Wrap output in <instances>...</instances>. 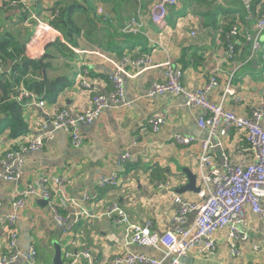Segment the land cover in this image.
<instances>
[{
	"label": "crops",
	"instance_id": "obj_1",
	"mask_svg": "<svg viewBox=\"0 0 264 264\" xmlns=\"http://www.w3.org/2000/svg\"><path fill=\"white\" fill-rule=\"evenodd\" d=\"M9 1L12 0H0L3 19L0 18V29H7L20 42H25L27 58L39 60L46 57L50 68L42 73V77L49 80L67 77L69 85L52 103L26 91L22 85L18 87V93L22 87L36 98H23L26 131L16 138L9 137V130L0 135V158L4 150L17 149L39 136L41 124L48 123L57 111L65 108L73 113L82 112L90 106L94 95H106L111 91L109 78L113 66L95 57L93 51L100 50L110 55L118 65L124 58L132 63L143 56L149 58L146 65L125 66L130 77H123L124 103L109 106L94 123L80 127L83 137L80 147L72 145L70 135L57 131L52 139L45 140L40 151L25 153V164L18 181L0 179V216L9 210L11 193L22 191L40 176L69 181L65 186L66 192L79 203L78 207L64 208L60 206V200H55L60 215L68 217V225L63 229L56 225L53 213L39 202L40 199L28 200L16 224L17 244L22 255L13 264H28L25 254L30 247L36 250L34 264H52L55 242L61 247L65 264L70 263L68 253L81 254L84 250H89L97 263L110 261L127 252H139L156 260L168 261L170 257H165L160 247L131 244L126 225L115 224L105 213L112 204H116L128 215L130 223L142 225L150 222L152 231H167L172 228V218L177 209L172 201L173 194L191 202H201L199 192L179 193L178 190L188 182L184 169L196 175V186L200 188L202 141L208 140L212 145L209 153L211 164L218 169L224 165V157L231 165L253 162L254 154L246 134L232 129L227 135H221L219 130L210 135L208 129L199 126L204 115L201 108L187 107L182 96H149V90L154 83L164 81L162 66L169 61L182 70L181 84L186 90H202L210 78L215 77L218 85L207 93L210 102L222 103L225 109L242 116H249L252 110L262 108L261 126L264 128V58L261 52L252 50L246 37L247 34H255V15L254 18L248 17L241 0H213L212 3L178 0V6L167 9L165 24L156 25L149 16L154 0L140 3L137 0H91L95 12L97 6L103 9L108 20L103 23L110 24L109 33L100 35L94 43L77 38V47L74 48L60 33L62 45L72 51V56L57 52L54 45H59L60 41H53L55 38L41 44L39 53L33 54L35 22L39 19L49 24L51 7L55 6L56 0L34 3L24 0L29 6L28 17L23 19L17 6H10ZM74 2L79 3L80 0ZM182 9L185 13L179 15ZM259 10L257 7L258 13ZM169 11L176 14L175 20L168 19ZM134 15L142 19L141 32L123 34L122 27ZM235 23L241 32L235 38L234 56L226 59L223 33ZM13 30H18L19 34ZM80 34L82 36L83 30ZM260 39L264 49V31ZM110 42L113 45L105 49ZM81 71L86 72L90 81L88 90L76 80ZM226 87L231 94H224ZM22 100L19 101L22 103ZM40 100L44 102L43 107L36 104ZM159 116L165 117V122L157 132H153L150 120ZM176 135L193 137L195 142L177 144ZM123 153L130 154L132 159L121 162L119 158ZM113 175L117 180L115 186H99L101 178ZM84 193L89 197L87 201L82 200ZM76 215L78 217L74 220ZM194 217L195 213L187 216L186 226L193 223ZM239 229L246 239L236 241L237 256L231 253L228 230L224 228L214 234V251L206 252L202 244L196 245L180 259L181 264H264V252L254 250L264 242V222L245 207L243 225ZM75 264H85V261L78 256Z\"/></svg>",
	"mask_w": 264,
	"mask_h": 264
},
{
	"label": "built area",
	"instance_id": "obj_2",
	"mask_svg": "<svg viewBox=\"0 0 264 264\" xmlns=\"http://www.w3.org/2000/svg\"><path fill=\"white\" fill-rule=\"evenodd\" d=\"M138 3L147 0H137ZM37 0H32V3ZM246 11L250 10L252 0H242ZM178 0H154L149 16L156 25L165 24L164 18L166 11L170 7L178 6ZM10 6L21 5L28 9L24 0L9 1ZM96 13L106 19L104 11L100 6L96 7ZM58 12L50 13V19L57 16ZM142 19L134 15L129 18L127 24L122 27L121 32L125 35H135L141 32ZM255 34H247V40L252 45L254 52H261L264 58V49L261 48V35L264 31V14L259 17L254 26ZM240 29L238 26H232L225 34V58L231 59L235 54V38ZM33 54H38L40 45L55 40L64 43L60 32L54 29L50 24L37 19L34 25ZM95 57L113 66V72L109 78L111 91L106 94H96L92 97L90 106L82 112L73 113L68 109L57 111L48 123L40 126V135L30 139L17 149L4 150L0 158V179L8 182H16L22 176V169L25 164L24 155L27 152L40 151L46 139H52L57 131H63L70 135L71 143L74 147H80L83 142L79 129L94 123L100 118L103 111L109 106H118L124 103V82L123 77H130L124 69L126 65H146L149 62L147 56L140 57L135 62H128L126 58L121 63L116 64L110 55L100 50L92 52ZM164 81L154 83L149 96L170 94L173 96H182L184 103L190 108H201L204 112L199 121V126L208 129L210 135L220 131L221 135H227L230 130L244 131L250 150L254 154V160L247 165H231L224 157V165L218 169L211 164L210 145L208 140L200 143L199 169H200V203L186 200L181 195L173 194L172 201L177 209L172 218V228L157 233L152 231L151 223L145 222L142 225L130 223L128 215L116 204H112L105 215L111 218L115 224L126 225V230L130 232V243L140 247H160L165 253V257H170L166 262L156 260L143 253L127 252L115 256L110 261L102 263L95 262L89 250H84L81 254L68 253L69 264H75L77 257L80 256L85 264H181L180 259L186 253L202 244V249L206 252H212L215 249L214 234L221 229L228 230L227 238L232 255L237 256L239 251L236 247V241L245 240L246 236L242 234L239 227L243 225V211L249 207L251 211L258 215L264 222V128L261 126L263 109H254L249 116L238 115L223 107L222 103H212L207 98V93L213 87L218 85L215 77H211L208 84L196 92L186 90L182 86L183 72L179 67H174L169 61L163 64ZM2 71L0 70V73ZM76 80L84 89H90V81L86 72L81 71L76 75ZM19 97H30L34 100L36 96L26 92L22 87L19 88ZM224 94H231L229 87L225 88ZM44 106L43 101L36 103ZM165 122V117L159 116L150 120L153 132H157L160 126ZM175 141L180 145H188L195 142L193 137L176 135ZM133 144H136L134 142ZM132 156L123 153L119 160L121 162L129 161ZM69 181L60 178L48 179L40 176L29 182L22 191H14L10 196L9 210L0 216V264H13L22 255L17 241L18 230L16 224L20 218L21 211L30 199H40L46 201V206L54 215V221L60 228L65 229L68 225V217H63L59 213V208L55 200H60L62 207H78L79 203L70 197L66 192V185ZM100 187L115 186L116 177L110 176L99 180ZM88 195L84 193L82 200L87 201ZM195 213L193 223L186 226L187 216ZM78 217L75 216L74 220ZM256 251L264 252V242L254 247ZM36 250L30 247L25 254L28 264H34Z\"/></svg>",
	"mask_w": 264,
	"mask_h": 264
},
{
	"label": "trees",
	"instance_id": "obj_3",
	"mask_svg": "<svg viewBox=\"0 0 264 264\" xmlns=\"http://www.w3.org/2000/svg\"><path fill=\"white\" fill-rule=\"evenodd\" d=\"M74 1L56 0L55 6L51 7V13L54 14V11H57L58 14L49 21V24L62 34L70 46L77 47V38L94 43L100 35L110 32V24L103 23L108 20H103L102 15L96 14L91 0H80L79 3ZM204 1L213 2V0ZM257 7L258 9L260 7L259 13L256 11ZM251 9L256 19L261 17L264 14L263 0H253ZM17 10L21 19L28 17V11L25 8L19 5ZM81 30H83L82 36ZM228 31L229 29L223 33L224 36ZM57 44L59 45L54 47L60 55L72 56L70 49L64 47L61 42ZM112 45V42L108 43L105 49H109ZM100 46L103 45L100 44ZM24 48L25 42H20V39L15 38L10 32L5 31L0 34V70L2 71L0 73V135L4 130H9L10 138H16L26 131L22 107L25 102L23 98L26 97H20V101L23 99L22 103L16 100L20 95L18 93L20 85L26 91L47 99L50 103L54 102L56 96L69 85L67 77H58L53 80L42 77V73H46L50 68L46 57L39 60L29 59L24 54Z\"/></svg>",
	"mask_w": 264,
	"mask_h": 264
},
{
	"label": "water",
	"instance_id": "obj_4",
	"mask_svg": "<svg viewBox=\"0 0 264 264\" xmlns=\"http://www.w3.org/2000/svg\"><path fill=\"white\" fill-rule=\"evenodd\" d=\"M183 171L186 175L188 182L186 185L180 187L178 192L179 193H183L187 191L194 192V193L200 192V188L196 186V182H197L196 175L191 173L189 169H184ZM39 202L42 203V205L44 206L46 205L45 200H39ZM53 247L55 249V252H54L53 259H52V264H65L62 259V251H61L60 245L57 242H55L53 243Z\"/></svg>",
	"mask_w": 264,
	"mask_h": 264
},
{
	"label": "rangeland",
	"instance_id": "obj_5",
	"mask_svg": "<svg viewBox=\"0 0 264 264\" xmlns=\"http://www.w3.org/2000/svg\"><path fill=\"white\" fill-rule=\"evenodd\" d=\"M252 2H253V0H252ZM89 5H90V3H89ZM241 5H242V8H243V11L244 12H246L247 13V15H248V17L249 18H253V13H252V9H251V6H252V3H251V6H250V10L249 11H246L245 10V8H244V5H243V2H242V0H241ZM185 13V9H182L181 11H180V13H179V15H182V14H184ZM167 16H168V19L169 20H175L176 19V14L174 13V12H171V11H169L168 12V14H167ZM0 18H1V20H3L2 19V17L0 16ZM259 19V18H258ZM258 19L256 20V22L258 21ZM256 24V23H255ZM234 25H236V23L235 24H233L232 26H234ZM231 26V27H232ZM236 26H238V25H236ZM230 27V28H231ZM17 29H19L20 30V27H16ZM240 29V28H239ZM7 29H0V34H2L3 32H5ZM11 30V29H10ZM14 32H17L18 30H13ZM241 32V31H240ZM240 32L238 33V35L240 34ZM18 33H19V31H18ZM237 35V36H238ZM238 132H240V133H242V134H245V132L244 131H238ZM0 231H4V229H2V228H0Z\"/></svg>",
	"mask_w": 264,
	"mask_h": 264
},
{
	"label": "clouds",
	"instance_id": "obj_6",
	"mask_svg": "<svg viewBox=\"0 0 264 264\" xmlns=\"http://www.w3.org/2000/svg\"><path fill=\"white\" fill-rule=\"evenodd\" d=\"M38 1V0H37ZM180 3V2H179ZM8 6V5H7ZM17 6H19V5H17ZM21 6V5H20ZM10 7V6H9ZM21 7H23V6H21ZM24 8V7H23ZM26 9V8H25ZM27 11H28V9H26Z\"/></svg>",
	"mask_w": 264,
	"mask_h": 264
}]
</instances>
